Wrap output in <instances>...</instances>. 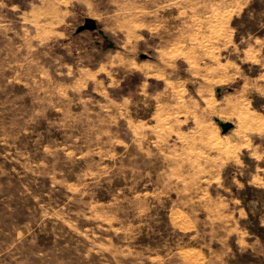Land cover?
<instances>
[{
    "label": "rangeland",
    "instance_id": "rangeland-1",
    "mask_svg": "<svg viewBox=\"0 0 264 264\" xmlns=\"http://www.w3.org/2000/svg\"><path fill=\"white\" fill-rule=\"evenodd\" d=\"M257 36L264 0H0V264H264Z\"/></svg>",
    "mask_w": 264,
    "mask_h": 264
},
{
    "label": "crops",
    "instance_id": "crops-1",
    "mask_svg": "<svg viewBox=\"0 0 264 264\" xmlns=\"http://www.w3.org/2000/svg\"><path fill=\"white\" fill-rule=\"evenodd\" d=\"M243 13V12H242ZM254 38V40L252 41V43H255V45L254 46H256V49H258V47H261V48H264V36H262V37H260V36H257V37H253ZM260 51V50H259ZM262 54H263V51H262ZM145 56V55H144ZM146 58H148L147 56H145V59ZM256 58H257V63H260V60L258 59V58H260V57H258V56H256ZM264 56H262V61H261V63H262V67L264 68ZM256 63V65H258ZM220 92V89H218V93ZM241 99L240 100H237V102L236 103H234V102H232L231 101V98L230 99H228V103L225 105V107L223 108V112L224 113H235L236 111H241V110H244V104H241ZM240 102V103H239ZM238 111V112H239ZM249 110L247 109L246 110V112H248ZM251 114V116H252V118L254 117L252 114L254 113L253 111H249ZM256 118H261L257 113H256ZM220 122V121H219ZM222 124H229V125H231V130L232 129H234V126H235V124L233 123V122H228V121H226L225 123H222ZM240 125V124H239ZM254 126V123L253 122H251V124H250V126ZM240 127V126H239ZM248 128L246 127V126H241V128L240 129H237V130H235V134H236V139H234V138H232V140H230V142L232 143V144H237V146H241V145H244L243 144V141L244 140H246V139H249V138H247L248 137V135H247V133H248ZM253 131V130H252ZM234 139V140H233ZM248 146H250V142H247L246 143ZM253 190H255V187H251ZM247 218H248V214H247ZM258 227H261V229H262V231L264 232V221H262V220H259L258 221ZM246 230H247V232L249 233V235H251V233H252V230L250 229V228H246ZM252 235H254V234H252ZM256 237V236H255ZM260 237V235L257 237V238H259ZM260 239V238H259Z\"/></svg>",
    "mask_w": 264,
    "mask_h": 264
},
{
    "label": "water",
    "instance_id": "water-1",
    "mask_svg": "<svg viewBox=\"0 0 264 264\" xmlns=\"http://www.w3.org/2000/svg\"><path fill=\"white\" fill-rule=\"evenodd\" d=\"M86 29L93 31L96 29V24L93 21L89 20L87 21L86 25L81 28V30H86ZM142 58L144 59L145 56H143ZM221 127L223 128L224 133H227L231 129V125L229 124H221Z\"/></svg>",
    "mask_w": 264,
    "mask_h": 264
}]
</instances>
